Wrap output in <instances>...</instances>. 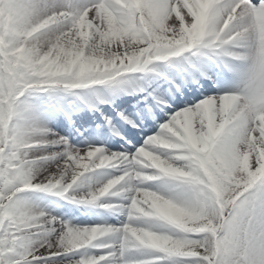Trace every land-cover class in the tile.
<instances>
[{"label":"snow or ice","instance_id":"1","mask_svg":"<svg viewBox=\"0 0 264 264\" xmlns=\"http://www.w3.org/2000/svg\"><path fill=\"white\" fill-rule=\"evenodd\" d=\"M209 86L134 153L81 148L46 123V109L74 124L77 102L115 108L123 94L155 119ZM102 168L121 174L70 191ZM162 177L175 183L143 186ZM28 190L87 205L128 193L99 204L128 219L73 225ZM0 264H264V0H0Z\"/></svg>","mask_w":264,"mask_h":264},{"label":"bare ground","instance_id":"2","mask_svg":"<svg viewBox=\"0 0 264 264\" xmlns=\"http://www.w3.org/2000/svg\"><path fill=\"white\" fill-rule=\"evenodd\" d=\"M83 2L87 3V0H83ZM132 75L134 77H138L141 74L136 73ZM126 86L131 88L133 84L130 83ZM214 91L216 90H214L213 88L210 94ZM188 94L189 93L186 92L183 97H180V99L185 98V96ZM47 95L48 93L36 92L31 97V99L37 103L42 104L43 100L47 98ZM141 95L142 94H123L116 98L115 108L113 107L112 104H103V105H99L98 109L100 111L108 112V115L110 117L116 118L117 115L115 112H113V110L117 108V103L123 101V99H131L133 97H136L133 98V100L141 99ZM68 99H73V98L69 96ZM196 101L197 100L195 99L185 104H192L195 103ZM185 104L184 101L183 102L179 101L176 104H172L171 108H165L164 110H160L159 113L160 118L155 122L152 121L146 126L145 128L146 133L144 135V139L141 142L137 143L135 146L127 145L125 148H123L120 145L109 144L108 146L112 148L109 147L106 148L114 151H127L129 153H134L138 147H140L145 143V140L149 135H152L160 130V125L169 119V112L174 113L177 110V108H182L185 106ZM127 105L128 104L125 103L120 107L126 109ZM90 110L91 112H94V110L92 109ZM88 111L89 108H87L80 102H77L76 105H73L71 109L72 116L75 114H84ZM95 119H98V117H95ZM86 121L87 120H83L79 124H77V122H74L73 124L70 123L69 120L66 119L63 115H57L54 112V110L50 108L46 109V123L48 124V126L54 128L58 133H59L58 128L67 130L70 133L69 135H67V137L69 138L72 144L77 145L81 148H84L89 144L104 145L102 144V142H92V143L81 142V137L83 136L82 125H84ZM161 151L164 150L161 149ZM119 174H121V172L117 168H102V169L90 170L88 173H85L83 177H81V179L77 182L76 185L73 186V189L70 191L74 193L87 191L89 190L90 187L99 186L100 184L110 179L112 176ZM171 183H175V182L169 181L167 180V178L162 177L160 179L153 181H145L143 186L152 187L153 189L163 190L166 188L168 184ZM19 195L21 197L28 199L38 210H42L51 216L59 217L63 221L70 222L73 225L83 226V225H94V224H104V223L121 225L127 222L128 219L126 210L117 211L115 209H112L113 216L112 218L109 219V216H106L107 214L104 212L106 208L99 206V204H103V203H112L117 205L128 204L129 203V200L127 199L128 193H121L120 195H107L103 197L101 201L98 202L97 205L74 203L70 199H66L62 196L56 195L54 192H45L39 190H28L20 193ZM122 195H124V197H122ZM152 223H154L158 227H161L164 230L172 231L170 227L163 225L161 222L153 221ZM89 250L101 251L98 249H89ZM83 251H84L83 249L77 250L76 253H69L65 256L57 257V259L58 260L72 259L73 257L78 256L79 253Z\"/></svg>","mask_w":264,"mask_h":264}]
</instances>
